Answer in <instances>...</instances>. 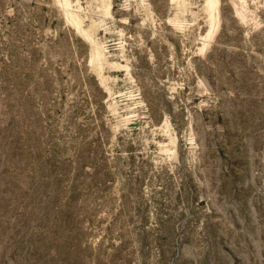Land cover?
I'll return each mask as SVG.
<instances>
[{
    "label": "rangeland",
    "instance_id": "374dc122",
    "mask_svg": "<svg viewBox=\"0 0 264 264\" xmlns=\"http://www.w3.org/2000/svg\"><path fill=\"white\" fill-rule=\"evenodd\" d=\"M216 13L0 0V264H264V0Z\"/></svg>",
    "mask_w": 264,
    "mask_h": 264
},
{
    "label": "bare ground",
    "instance_id": "6f19581e",
    "mask_svg": "<svg viewBox=\"0 0 264 264\" xmlns=\"http://www.w3.org/2000/svg\"><path fill=\"white\" fill-rule=\"evenodd\" d=\"M172 1H174V0H172ZM219 2H220V0H205V6L209 11V16H210L211 22H213V20L216 19V16H217L216 11H217V6H218Z\"/></svg>",
    "mask_w": 264,
    "mask_h": 264
}]
</instances>
